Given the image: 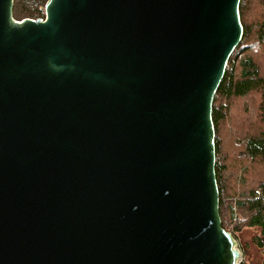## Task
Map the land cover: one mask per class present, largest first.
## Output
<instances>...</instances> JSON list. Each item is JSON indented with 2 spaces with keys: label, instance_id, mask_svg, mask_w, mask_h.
<instances>
[{
  "label": "water",
  "instance_id": "water-1",
  "mask_svg": "<svg viewBox=\"0 0 264 264\" xmlns=\"http://www.w3.org/2000/svg\"><path fill=\"white\" fill-rule=\"evenodd\" d=\"M0 0V264H240L215 94L241 0Z\"/></svg>",
  "mask_w": 264,
  "mask_h": 264
},
{
  "label": "trees",
  "instance_id": "trees-1",
  "mask_svg": "<svg viewBox=\"0 0 264 264\" xmlns=\"http://www.w3.org/2000/svg\"><path fill=\"white\" fill-rule=\"evenodd\" d=\"M47 1L14 0L13 19L43 20ZM239 14L243 36L212 108L215 177L223 229L237 242L244 229H259L253 242L264 264V0H241Z\"/></svg>",
  "mask_w": 264,
  "mask_h": 264
},
{
  "label": "rangeland",
  "instance_id": "rangeland-1",
  "mask_svg": "<svg viewBox=\"0 0 264 264\" xmlns=\"http://www.w3.org/2000/svg\"><path fill=\"white\" fill-rule=\"evenodd\" d=\"M239 219L242 220L241 217ZM259 234V229H244L239 235L237 244L243 256L245 255L248 264H261L263 262L262 251L253 242V238ZM262 240L264 243V237Z\"/></svg>",
  "mask_w": 264,
  "mask_h": 264
}]
</instances>
